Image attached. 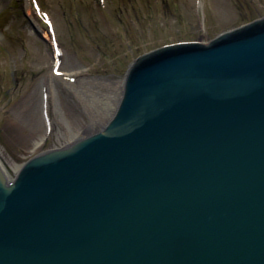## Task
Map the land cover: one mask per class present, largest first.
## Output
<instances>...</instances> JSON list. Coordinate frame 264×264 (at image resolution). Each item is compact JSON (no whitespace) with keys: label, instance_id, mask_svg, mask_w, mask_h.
<instances>
[{"label":"water","instance_id":"1","mask_svg":"<svg viewBox=\"0 0 264 264\" xmlns=\"http://www.w3.org/2000/svg\"><path fill=\"white\" fill-rule=\"evenodd\" d=\"M0 264H264V17L142 55L99 132L0 166Z\"/></svg>","mask_w":264,"mask_h":264},{"label":"rangeland","instance_id":"2","mask_svg":"<svg viewBox=\"0 0 264 264\" xmlns=\"http://www.w3.org/2000/svg\"><path fill=\"white\" fill-rule=\"evenodd\" d=\"M262 17L264 0H0V166L13 179L35 155L101 130L118 104L92 93L118 94L140 56ZM89 110L102 114L95 132Z\"/></svg>","mask_w":264,"mask_h":264},{"label":"bare ground","instance_id":"3","mask_svg":"<svg viewBox=\"0 0 264 264\" xmlns=\"http://www.w3.org/2000/svg\"><path fill=\"white\" fill-rule=\"evenodd\" d=\"M125 79H126V76L124 78V84H125ZM65 81V84L66 86L74 92V94L79 98V99H83L84 97L87 96V93L88 92L87 90H85L84 87H82L80 85L79 82H75V81H72V80H64ZM124 87V86H123ZM122 92V89L121 91L116 94V93H112V92H109V93H104V94H96V93H92V96L94 97V99H102V100H105V101H102L101 102H106L105 103V106L108 104V102H112L115 106V104H118L119 101H120V97H121V93ZM101 102H99V104H101ZM85 103L87 104L88 108L90 109V100L86 99L85 98ZM105 111V110H104ZM116 109L112 111V114H111V117L112 115L115 113ZM90 113V116H91V120H92V123H91V127H89V131L91 132H95L97 130V127L99 126V121L98 119L100 118V115L102 116V114L100 113V115H97V114H94L92 112V110H89ZM110 117V118H111ZM100 128V127H99ZM100 129H98L97 132H99ZM90 132V133H91ZM90 136L87 135L86 137ZM85 138V137H83ZM79 140V138H77L75 141ZM41 145V141L35 143V148H38L39 146ZM20 169V167H16V172Z\"/></svg>","mask_w":264,"mask_h":264}]
</instances>
